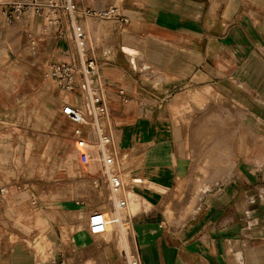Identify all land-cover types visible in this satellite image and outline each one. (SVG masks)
I'll use <instances>...</instances> for the list:
<instances>
[{
    "label": "crops",
    "instance_id": "obj_1",
    "mask_svg": "<svg viewBox=\"0 0 264 264\" xmlns=\"http://www.w3.org/2000/svg\"><path fill=\"white\" fill-rule=\"evenodd\" d=\"M29 1L0 0V110L7 108L11 93L37 101L22 83L13 86L9 69L11 57H20L30 38L36 39L37 53H31L36 56L42 39L50 36L36 59L41 78L49 63L70 59L71 45L58 37L56 28L43 32L45 17L25 12L7 23L10 8L3 5ZM75 4L96 11L115 7L127 19L125 24L81 21L94 47L91 55L99 66L117 150L129 160L126 174H149L164 184L169 168L175 173L177 146L187 135L185 100L206 90L225 97L227 102L219 101L222 109L240 111L242 125L255 128L259 147H264V0ZM40 84V94L46 93L48 102L52 97L51 106L70 133L60 114L63 94ZM64 98L84 106L74 95ZM41 115L35 117L33 131L14 128L6 115L0 120V188L5 189L0 194V264H125L121 251L93 240L106 237V230L103 235L89 232L90 215L108 217L112 208L104 188L97 192L91 186L98 178L97 165H78L71 136V153L60 149L43 167L36 165ZM99 122L105 125L104 119ZM239 157L259 160L230 163L228 172L216 174L191 216L189 199L170 218L169 200L163 196L162 205L141 206L125 218L141 264H264V148L252 154L243 150ZM80 187L85 193L73 198Z\"/></svg>",
    "mask_w": 264,
    "mask_h": 264
},
{
    "label": "rangeland",
    "instance_id": "obj_2",
    "mask_svg": "<svg viewBox=\"0 0 264 264\" xmlns=\"http://www.w3.org/2000/svg\"><path fill=\"white\" fill-rule=\"evenodd\" d=\"M38 37L42 38L41 36ZM49 37H44L42 41L44 42ZM42 43L39 45L38 54L42 48ZM22 51L20 57L17 56L18 54L11 57L9 63V69L12 73L11 80L16 88L22 83L27 88L28 94L37 96V101L34 98L24 99L22 96L21 98L18 92L11 93L6 99L7 108L0 110V120L6 115L8 116V123H11L14 128H21L22 130L30 128L29 130L33 131L35 129L32 127V123L35 117L37 114H42L39 118L42 129L36 131L42 135V139L35 144V150L41 155L39 159H36L39 162H36V165L43 167L50 159L49 156L54 155L58 150L64 149L67 154L72 152L70 133L68 127L61 121L57 110L51 106L54 104L52 97L48 102V100L46 101L48 95L44 92L40 94L39 86L42 78L40 76L41 68L36 60L38 54L31 56V53L36 52V49L30 46L23 48ZM45 84L51 88L50 84ZM32 89L34 90L31 91ZM192 96L197 98L196 101L191 100ZM220 99L227 102L223 95L206 90L202 93L196 92L185 100L187 109L183 111V117L187 121L186 141L178 143L175 173L171 175L172 168H169V174L164 184L160 182L161 179L159 182L152 180V175L149 174L145 176H142L140 172L136 175L125 174L129 168L128 157L118 154V160L122 164L121 169L125 172V176H123L124 185L128 183L130 177L142 178L145 182L144 186L141 185L136 188L141 190V199L136 197L138 200L129 204L127 211L130 215H135L141 206L148 209L154 204L162 205L161 198L164 196L169 200L168 205H166V214L170 218H173V215H178L179 209L183 208L189 199L187 213L191 216L197 209L204 195L203 192L215 179L216 174L228 172L230 163L238 166L242 160L252 163L259 160L255 157L245 159L239 157L243 150L252 154L264 147H259L261 142L255 132L256 129H247L242 125L243 114L236 109L233 111L222 109L219 103ZM38 101L42 103L44 101L47 105L43 103L41 106ZM21 150L22 148H20ZM219 156L222 158L219 159ZM224 156L226 157L224 158ZM135 164L139 167V163L136 162ZM72 165L74 169L77 168L76 162L73 161ZM211 166L214 167L210 175L203 179L202 176L209 172ZM225 169L227 170L225 171ZM80 189L73 198L83 196L85 190L82 187ZM125 235L126 233L121 230L118 224L114 225L113 229L107 224L106 237L100 236L98 239L93 238V240L98 244L110 243L119 253L122 252L119 255L121 262L129 264L131 255H136V253L134 252L133 233L127 237Z\"/></svg>",
    "mask_w": 264,
    "mask_h": 264
},
{
    "label": "built area",
    "instance_id": "obj_3",
    "mask_svg": "<svg viewBox=\"0 0 264 264\" xmlns=\"http://www.w3.org/2000/svg\"><path fill=\"white\" fill-rule=\"evenodd\" d=\"M3 6L10 8V14L6 17L8 24L19 19L25 12H31L45 17L44 31L56 28L58 37L70 43L69 61L49 63L42 73V81L63 94L60 114L71 130L78 165L81 169L92 162L97 165L98 178L92 180L91 186L97 192L104 188L112 208L113 223L117 225L126 204L121 195L128 187L129 190L133 189L140 182L130 177L124 185L123 176L126 173L122 171V164L118 160L116 134L108 119V105L99 77V66L91 55L94 47L81 21L125 24L127 19L115 7L101 11L79 9L75 0H48L45 4L30 0ZM30 46L36 47L35 37L30 38ZM67 95L77 97L83 103V108L66 100L64 97ZM101 118L105 121L104 126L100 125ZM4 191V188H0V194ZM108 221L106 214L93 213L88 219L89 232L92 235H103ZM129 264L141 263L138 258L137 262L129 261Z\"/></svg>",
    "mask_w": 264,
    "mask_h": 264
},
{
    "label": "bare ground",
    "instance_id": "obj_4",
    "mask_svg": "<svg viewBox=\"0 0 264 264\" xmlns=\"http://www.w3.org/2000/svg\"><path fill=\"white\" fill-rule=\"evenodd\" d=\"M132 178H134L137 181H139L140 184L138 186L136 185V187L131 189V190H124L123 194L121 195L125 199L126 204H125V207L122 209V211L120 213L121 214V221L118 222V225L120 226L121 230L126 233V235H125L126 237L130 235V231H131L130 224L127 223L126 220H125L126 217L132 216L127 211L128 207H129V204L131 202L135 203L136 200L141 199L140 198L141 197V190H138L136 188L141 186V185H143V186L145 185V182L143 181L142 178H138V177H132ZM136 197H139V198L136 199ZM107 214H108V220H109L108 221V227L113 229V226H114L113 218H112L113 217V213H112V211H109V212H107ZM131 260L134 263L137 262V260H138L137 255H135V254L131 255Z\"/></svg>",
    "mask_w": 264,
    "mask_h": 264
}]
</instances>
